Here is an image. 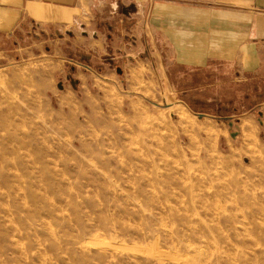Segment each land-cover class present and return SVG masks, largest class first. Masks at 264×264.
<instances>
[{
    "label": "rangeland",
    "instance_id": "1",
    "mask_svg": "<svg viewBox=\"0 0 264 264\" xmlns=\"http://www.w3.org/2000/svg\"><path fill=\"white\" fill-rule=\"evenodd\" d=\"M134 11L126 53L97 15L0 52V264H264V76L133 47Z\"/></svg>",
    "mask_w": 264,
    "mask_h": 264
},
{
    "label": "crops",
    "instance_id": "2",
    "mask_svg": "<svg viewBox=\"0 0 264 264\" xmlns=\"http://www.w3.org/2000/svg\"><path fill=\"white\" fill-rule=\"evenodd\" d=\"M131 6L142 36L133 47L173 54L174 63L191 71L218 65L264 76V0H0V52L27 51L28 39L47 28L69 36H77L70 32L76 29L91 47L89 27L97 15L100 21L114 16L120 34L106 36L115 52L126 53L123 17Z\"/></svg>",
    "mask_w": 264,
    "mask_h": 264
},
{
    "label": "bare ground",
    "instance_id": "3",
    "mask_svg": "<svg viewBox=\"0 0 264 264\" xmlns=\"http://www.w3.org/2000/svg\"><path fill=\"white\" fill-rule=\"evenodd\" d=\"M93 105H95V104H93ZM95 107H96V105H95ZM96 108H97V107H96ZM93 111H94V110H93ZM96 111H97V110H96ZM96 111H95V112H96ZM95 112H94V113H95ZM98 112H99V111H98ZM99 113H100V112H99ZM109 114H111V113H109ZM98 115H99V114H98ZM100 116H101V115H100ZM97 117H98V116H97ZM88 118H89V117H88ZM107 118H108V117H107ZM110 118H111V117H110ZM91 120H92V119H91ZM105 120H106V119H105ZM107 121H109V122L111 121V122H112V120H107ZM93 123H94V122H93ZM82 127H83V126H82ZM79 129H80V128H79ZM247 130H248V129H247ZM80 131H81V130H80ZM246 133H247V132H246ZM90 134L92 135V133H90ZM71 136H72V135H71ZM79 136H81V134H80ZM92 136H93V135H92ZM84 137H85V136H84ZM70 138H71V137H70ZM86 138H87V137H86ZM93 138H94V137H93ZM96 139H97V138H96ZM96 139H95V140H96ZM84 140H85V139H84ZM77 141H78V140H77ZM85 141H86V140H85ZM92 141H94V140H92ZM78 142H79V141H78ZM83 142H84V141H83ZM96 143H97V142H96ZM28 144H29V143H28ZM90 144H91V143H90ZM77 145H78V144H77ZM79 145H80V144H79ZM70 147H71V146H70ZM73 147H74V146H73ZM52 150H54V149H52ZM71 151H72V150H71ZM51 152H52V151H51ZM85 152H86V151H85ZM52 153H53V152H52ZM52 153H50V154L52 155ZM58 153H59V152H58ZM30 154H32V153H30ZM30 154H29V152H28L27 155H30ZM35 154H37V153H35ZM59 154H60V153H59ZM27 155H26V156H27ZM60 155H61V154H60ZM78 155H79V154H78ZM32 156H33V155H32ZM32 156H31V157H32ZM48 156H49V155H48ZM67 156H68V155H67ZM71 156H72V155H71ZM92 156H93V155H92ZM49 157H50V156H49ZM61 157H62V156H61ZM68 157H69V156H68ZM78 157H79V156H78ZM32 158H33V157H32ZM51 158L54 159L55 157H50V160H51ZM69 158H70V157H69ZM79 158H80V157H79ZM55 160H56V159H55ZM55 160H54V162H55ZM57 160H58V159H57ZM33 161H34V160H33ZM72 161H73V160H72ZM92 161H93V160H92ZM74 162H75V161H74ZM87 162H88V161H87ZM39 163H40V162H39ZM39 163H38V161H37V164H39ZM71 164H72V163H71ZM77 164H78V162H77ZM38 167H39V166H38ZM62 167H63V166H62ZM36 168H37V167H36ZM63 168H65V167H63ZM76 169H77V168H76ZM62 170H63V169H62ZM64 171H65V170H64ZM41 175H42V174H41ZM41 178H42V177H41ZM39 181H40V180H39ZM41 181H42V180H41ZM43 182H44V181H43ZM43 182H42V183H43Z\"/></svg>",
    "mask_w": 264,
    "mask_h": 264
},
{
    "label": "water",
    "instance_id": "4",
    "mask_svg": "<svg viewBox=\"0 0 264 264\" xmlns=\"http://www.w3.org/2000/svg\"><path fill=\"white\" fill-rule=\"evenodd\" d=\"M198 115H200V116H204L205 114L200 113V114H198Z\"/></svg>",
    "mask_w": 264,
    "mask_h": 264
}]
</instances>
